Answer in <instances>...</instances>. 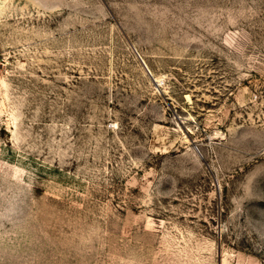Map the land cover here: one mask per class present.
<instances>
[{
	"label": "rangeland",
	"instance_id": "1",
	"mask_svg": "<svg viewBox=\"0 0 264 264\" xmlns=\"http://www.w3.org/2000/svg\"><path fill=\"white\" fill-rule=\"evenodd\" d=\"M0 264H264V0H0Z\"/></svg>",
	"mask_w": 264,
	"mask_h": 264
}]
</instances>
